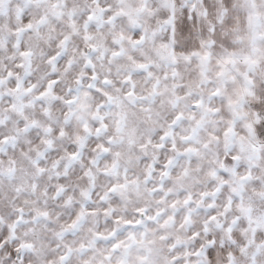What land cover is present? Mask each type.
<instances>
[{
  "label": "snow or ice",
  "instance_id": "6c2138e0",
  "mask_svg": "<svg viewBox=\"0 0 264 264\" xmlns=\"http://www.w3.org/2000/svg\"><path fill=\"white\" fill-rule=\"evenodd\" d=\"M0 264H264V0H0Z\"/></svg>",
  "mask_w": 264,
  "mask_h": 264
}]
</instances>
